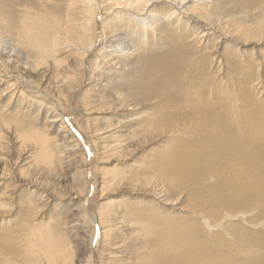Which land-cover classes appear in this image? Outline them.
<instances>
[{"label": "rangeland", "instance_id": "rangeland-1", "mask_svg": "<svg viewBox=\"0 0 264 264\" xmlns=\"http://www.w3.org/2000/svg\"><path fill=\"white\" fill-rule=\"evenodd\" d=\"M117 1L0 3V61L7 59L9 64L7 74L0 69V79L8 81L4 88H13L7 91L10 94L3 100L4 108L0 106V264H167V253L172 254L173 248L180 257L193 243V252L188 254L190 264H224L222 258L228 256L231 264H264V171H254L264 169V163L242 164V187L238 190L242 194L241 211L222 214L213 207L211 214L210 210L203 211L204 202L215 200L216 195L203 194L201 189L210 188L217 180L211 179L204 188L195 184L189 195L187 191L191 190H178L167 178L160 186L156 167L178 148L179 142L189 139L192 133L186 136L185 127L187 124L192 130L193 123L179 115L184 112L177 107L179 113L171 109L168 113L178 116L179 123L184 121V130L180 124L176 130L164 125L151 127L150 120L152 123L162 117V106L152 110L145 104L144 109L133 110L118 102L119 93L115 91L119 90H113L118 78L115 51L120 50L119 43L127 40L129 50L125 53L131 58L148 49L153 54L173 49L179 55L171 52L169 59L188 68L184 79L204 92L207 102L218 101L227 112L237 113L238 122L243 115L247 117L250 123L244 131L253 135L249 130L258 129L263 135L250 138L263 143L264 0H188L177 7L174 23L163 29V34H171V45L165 42L154 50L152 41L158 39L153 40V29L149 28L144 39V32L132 34V28L137 29V22L147 17L146 28L160 29L167 20L166 3L172 1L154 0L155 6H148L137 22H129L126 11L131 7L118 6ZM91 9L97 10L94 21ZM4 10L11 15L6 17ZM35 15L49 23L56 16L64 23L66 32L61 38L66 36L68 41L60 43L56 61L16 46L21 23ZM185 20H190L187 28ZM105 39L104 52L100 50ZM144 69L141 65L140 70ZM176 84L173 87L179 90ZM4 88L0 89V98L5 95L1 92ZM179 91L177 98L166 102L186 105ZM10 100L8 106L6 101ZM144 122L148 127H142ZM232 130L236 131L235 127ZM34 134L48 140V152L43 154L44 147ZM239 135L245 137L241 132ZM259 150L264 155V147ZM161 189L171 192L172 198L157 195ZM196 205L198 209L192 210ZM125 208L132 209L137 217L131 221L125 218ZM100 220L104 222L101 232L97 228ZM234 225L239 228L234 229ZM182 240L190 243L183 246ZM211 242L220 245L221 259L216 257ZM170 264L186 263L173 256Z\"/></svg>", "mask_w": 264, "mask_h": 264}, {"label": "bare ground", "instance_id": "bare-ground-1", "mask_svg": "<svg viewBox=\"0 0 264 264\" xmlns=\"http://www.w3.org/2000/svg\"><path fill=\"white\" fill-rule=\"evenodd\" d=\"M9 1L10 0H0V3H2L4 5H10ZM171 1L173 4L166 3L169 6V8H167V11H166L167 20L165 22H162V24H160L161 28L157 29V30L155 28L150 27V26H147V28H146L147 20L145 18H147V17H144V19L141 21L137 20L139 17L142 18L144 16V14H145L144 11L148 9V6L154 5V4H152L154 2V0H132V1L127 0L124 3H122V1L118 0L116 2V5H118V6L124 5L125 7H128V6L131 7V9L126 11V13L129 14V18H128L129 22L130 21H132V22L138 21L137 22V25H138L137 29L138 30L136 28H132V32H131L132 34H136L138 32H140V33L144 32L143 38L145 39V35L147 32H149L148 31L149 28L153 29V35H152L153 40L158 39L156 43L154 41H152L153 45H151V47L154 50V49H158V47H160L162 45H165V42L170 44L169 36L171 37V34L170 35L169 34L166 35L165 33L163 34V29L168 28V26L170 27L172 25V23H174L173 21L175 19L174 17L176 14L174 12H176V10L179 9L177 7L179 5L186 4L188 0H171ZM87 5H88V3H87ZM92 9H93V7H92ZM85 10L87 11V9H85ZM88 11H90V9ZM96 12H97V10L96 11L92 10L91 14L93 15V21L96 18ZM139 12L142 14H139ZM4 13H5L6 17L11 15V13L8 10H4ZM151 13L153 14V12H151ZM117 14H120V13H117ZM169 14L171 16H169ZM194 14H195V12H194ZM37 16L34 17L33 19H30V20L25 19V21H23L21 23L20 27L18 28V30L16 32L17 37H18V41H17L16 46L19 48L20 47L30 48L33 51H35L36 55L39 58L46 59L49 61V60L54 59L55 54L57 55V52L59 51V49L62 46L61 45L62 41L63 40L68 41L66 39V36L64 37V39L61 38V35L63 36L64 33L66 32V31H64V23L60 18H57L56 16L54 18H51L50 23L45 21L44 19L39 18V16L38 17ZM120 17L122 19V17H124V14L120 15ZM152 17L156 18L155 15H152ZM177 18H179V17H177ZM194 18H196L195 15H194ZM191 19H193V18H191ZM4 20H6V19H4ZM89 20H90V18H89ZM196 20H197V18H196ZM189 21L185 20L186 28L190 24ZM193 21L196 22L195 20H193ZM87 22H88V20H87ZM90 22H92V21H89L88 24H90ZM182 26L184 27V25H182ZM83 27H85V26L83 25ZM191 27H195V25L191 26ZM86 29H88V28H86ZM150 32H152V31H150ZM157 33H160V36L157 37L156 36ZM100 34H102V38H103L104 37V30ZM105 36H106V34H105ZM139 38H140V36H139ZM106 39H105L104 43L102 44V46H103L102 49L101 50L99 49L100 51L106 50V48H107ZM125 41L119 43L118 48H120V50L115 51L118 53V56H117L118 59H116V60H118V62H115V63H118V66L115 65L118 67L117 69H115L116 75L118 78L116 80V84H115L113 90L114 91L119 90V91H115V92L119 93L117 95V96H119L118 102L119 101H121L120 103L123 102L122 103L123 105L126 104V106L132 107L131 109H133V110L134 109H140V107H143V109H144V106H146L145 104H149V106L151 107L150 109H152V110H154L153 108H155V107L158 108V107L162 106L163 108L162 107L160 108L161 111L159 113V115L162 114V117L159 119H155V121L152 120V123L150 120L149 122H150L151 127L157 126V125L158 126L164 125V126H168L170 128V130L171 129L176 130V125L180 124L181 130H184L183 129L184 128V123H183L184 119H182L183 122L181 124V123H179L180 119L176 120V118L178 116L176 117L175 115H173L172 112L168 113L169 109L175 110L177 107L180 108L179 110L184 112V114H180L178 112L179 110H175V113L177 111L179 113V115H182V117L184 115L186 121H187V119H186V117H187L188 120H190L193 123L192 130H190V127L187 124H186L187 127H185L187 129V131H185L186 136H189L190 132L192 133V135L189 136V139H187V141L182 140L181 142H179L180 145H178V148L173 149L172 153L164 156L163 160L157 164L158 165V166H156L158 169L157 172H159L160 176H161V177H159L160 186H161V184L164 185L165 181H167V179H169L171 182L176 184V187L178 188V190H180V189L191 190V191H187L190 195V192H194L193 190L195 189V187H193V186H195V184L203 185L202 188H204V187H206V185H208V183H210L211 179H215V180H217V182H214V183L211 182L210 188L201 189V191H203L202 192L203 194L204 193H210L212 195H216L215 197H213V198H215V200L211 199V200H207L204 202L205 204L202 206L203 211L210 210L211 207H213L217 210H219V209L222 210V214H224V212L226 213L227 211H231V212L241 211L243 209V204L241 203L242 199H241V197H239V195L242 196V194L238 193L239 186L242 187L241 167H242L243 163H245L246 165L250 164L251 162H255L256 164L257 163L258 164L264 163V157H263L264 155H262V152H260V150H259L260 147H264V141H262L263 143H261L260 141L253 140L254 135H263V134H259L260 131H258V129L249 130V132L253 135H248V132L246 134V132L244 131V127L245 126L248 127V125L250 123L249 119L247 117H244V115H243L241 117L240 121L238 122L239 119L237 117V113H235L234 111L233 112L231 111V113L227 112V110H225V108H224V105L221 103L218 104L217 103L218 101L215 102L212 100L213 102H210V101L207 102L206 99L204 98L206 96V95H204V92L202 91L203 93H201L200 91L196 90L197 87H194V86L192 87L193 83L191 84L188 81V78L184 79L186 72H187V71L185 72V70H187L188 68L182 67L183 65L181 66V64L183 62L181 63V62H177V60L169 59L171 57L169 54L171 52H173V54L174 53L176 54L177 51L175 52V51H173V49H171L170 51L165 50L164 52L160 51V52L155 53V54L150 52V53H152V55H151L149 53L150 49H148V51L146 50L147 52L145 54H141L137 58H131L130 56H128V54L125 53L126 50H129V47L127 45V40H125ZM70 42L73 43V41H70ZM147 42L149 43L150 41L148 40ZM65 44H66V42H65ZM69 45H70V43H69ZM86 46H88V45H86ZM86 53H89V52H86ZM99 54H101V53L99 52ZM154 55H156V56H154ZM161 56H162V58H160ZM83 57H84V55H83ZM163 57H165V58H163ZM180 57L182 58V56H180ZM158 58H160V59H158ZM215 59L213 60V62L215 61ZM53 61H56V60L54 59ZM7 63H8L7 59L3 62L0 61V64H1L0 69L3 72H6V70H8V68H9V64H7ZM141 65H145L144 72H142L140 70ZM132 69H135L136 72ZM189 69H191V67ZM190 72H192V71L190 70ZM6 74H7V72H6ZM181 75L183 76L182 77L183 79L181 78ZM174 76L176 77L175 79H174ZM0 77H2V76H0ZM166 79H167V81H166ZM4 80L5 79H0V89H1V87L4 88L7 85L8 81L7 80L4 81ZM176 83H179L178 89L181 90V92L185 96V99L187 100L186 102L183 101L184 104L188 105L191 103L190 105L186 106V105H183L181 103L176 104V103L166 102V101H169V99H171L173 97L177 98V96L180 95V91L176 89V87L178 86ZM175 84H176V87H173ZM11 87L12 86H10L8 88H4V90L1 91L3 94H5V95H2L0 98V106H3V108L6 104V103L5 104L3 103V100L6 97L9 98L7 96V93H9V92H7V91H9V89ZM172 87L175 88V90H177L178 92L176 93L175 90H172ZM191 87H192V89H191V91H189V89ZM183 88H185V89L183 90ZM12 89L13 88H11V90ZM173 91H175L174 93H176V94H173L172 93ZM43 92L45 94H48L46 90H43ZM198 97H200L201 100H199ZM191 98H193V100ZM160 99H162V101H160ZM190 99H191V101H190ZM6 102H8V106H9L11 104L12 100L6 101ZM158 102H161V103L164 102V103L158 104ZM0 110H1V108H0ZM235 111H236V109H235ZM162 112H164V114ZM152 117H153V115H152ZM179 117L181 118V116H179ZM59 120L60 119H56L55 121L58 122ZM143 124L144 125L141 124L142 127H145V125L146 126L148 125V122H146V123L144 122ZM238 125L241 127L240 131H238V128H239ZM233 127H235L236 131L232 130ZM110 128H113V127H110ZM179 130L180 129L178 128L177 132ZM240 132L243 135H245L244 138H241V135H239ZM33 136H34V138H36L37 141L39 140V142L43 145L42 147H44V149L42 152L44 154V151H46L45 149H46V145L48 143V140H46V138H43V136L41 137L39 134L38 135L34 134ZM250 137H252L253 139H251ZM261 144H263V145H261ZM246 148L250 149V151L249 152L246 151ZM46 152H48V151H46ZM46 155H47V153H46ZM46 157H48V156H45L44 158L47 159ZM261 169L264 171V169L261 167L255 169L254 171L257 172ZM227 182L230 185L227 184ZM166 189H167V187H166ZM157 195H160L161 197L163 196V198L165 197V199H167V200H170L172 198V196H171L172 193L166 192L165 189H161V191L157 192ZM220 196L222 198H224L222 201H219V199L217 198ZM250 201H251V198H250ZM199 203H200V201H199ZM199 203H198V205H199ZM238 203H239V205H237ZM197 207H198L197 205L194 206L193 207L194 209H192V210H196ZM189 211L191 212V210H189ZM211 212L212 211L210 210V214H211ZM128 214L131 217H129ZM217 214H218V211H217ZM217 214L215 213V215H217ZM236 215H237V213H236ZM134 216L137 217L135 215V212L132 211V209L125 208V218L128 217V218H130V221H131L132 220L131 218ZM232 216H234V215H232ZM211 217H212V215H211ZM214 219H216V218H214ZM208 221H210V220H208ZM216 221H217V219H216ZM103 223L104 222H102L100 220V222L97 224V228L99 229L100 232H101V230H103V227H102ZM93 224H95V223H93ZM212 226H213V224H212ZM235 226L236 225H234V229L237 230L239 227L235 228ZM192 227H194V226L192 225ZM232 229H233V226H232ZM189 230H191V229H189ZM192 231H194V229H192ZM195 231H196L197 236H198V230H195ZM201 232L202 231L200 230V234H201ZM189 233H191V232H189ZM241 234L242 233H240V235ZM187 235L185 234V237H187ZM233 235H235V234H233ZM183 238H184V236H183ZM44 240H46V239H44ZM178 240H179V238H178ZM184 240H185V238H184ZM238 241H239V238H238ZM238 241L236 240V243ZM240 241H241V239H240ZM221 242L223 243V241H221ZM184 243L186 245L187 243H190V242L186 243V241L185 242L183 241L182 245ZM214 243L215 242H211V245H213V250L216 251V252L215 251H213V252H215V254L217 255L216 256L217 258L221 259L222 257H220V256L222 254H221V252H218V249H221V247H219L220 246L219 244H218L219 246L217 247V245ZM51 244H53V243H51ZM62 244L63 243H61V245ZM179 244H178V246H179ZM194 244H196V243H193L190 245L187 244L189 246L188 250H186V252H184V254H182L180 257H178V255H176L177 252L175 250H177V249L173 248V250L171 251L172 254L167 253L166 263L170 264V262L174 256L181 263L183 262L186 264H190V262H191L190 260H192V259L188 258V254L193 252V247H195ZM197 244H200L199 241ZM173 245H175V243ZM185 245H183V246H185ZM201 245H202V243H201ZM224 245H226V244H224ZM233 245H235V244H233ZM45 246H47V245H45ZM204 247H206V245ZM50 248H52V247H50ZM61 248H58V249L61 250ZM207 248L210 249L209 246H207L206 249ZM211 248H212V246H211ZM199 249L202 251L205 248H199ZM51 250H53V248ZM200 250H198V252H197V257H199V255H200V253H199V252H201ZM211 251H208V252H211ZM56 252L57 251H55V253ZM204 252H205V250H204ZM204 252H203V255L205 254ZM215 254H214V257H215ZM201 255H202V253H201ZM209 255H210V253H209ZM205 257H207V255ZM214 257H212L211 259L209 258L208 260H212ZM216 257H215V259H216ZM229 257L230 256L222 258V260H224V262H223L224 264L225 263L228 264L231 262ZM163 259H164V257H163ZM243 261H245V260H243ZM220 262H222V261H220ZM241 263H243V262H241Z\"/></svg>", "mask_w": 264, "mask_h": 264}]
</instances>
